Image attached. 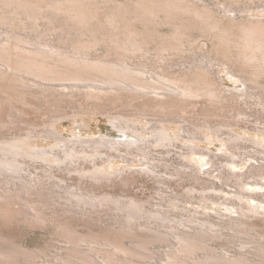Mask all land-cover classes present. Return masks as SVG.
Here are the masks:
<instances>
[{"label": "bare ground", "instance_id": "6f19581e", "mask_svg": "<svg viewBox=\"0 0 264 264\" xmlns=\"http://www.w3.org/2000/svg\"><path fill=\"white\" fill-rule=\"evenodd\" d=\"M115 1L0 0V26H12L10 31L0 30V108L28 106L32 99L55 106L78 104L72 116L96 113L112 116L107 112L110 107L134 108L113 114L111 123L122 133L119 138L61 137L57 134V124L64 117L62 114L51 117L40 131L12 137L2 136L0 132V217L25 219L33 226L45 225L54 217L46 215L45 209L57 207V217L52 223L69 244L65 257H60L64 264H102L91 251L102 255L104 264H152L147 259L152 258V246L156 243L171 247L162 264H264L261 247L264 242L261 245L259 240L252 243L257 244L260 260L242 253L218 255L209 245L210 240L220 238L226 229L237 236H249L256 228L264 227V220L257 222L263 199L257 197L259 203L255 206L245 203L243 199L254 196L247 195L241 186L235 192V198L241 203H221L229 208V214L214 210L219 217L228 218L219 223L199 218L196 213L211 215L196 209L192 212L186 207L172 217L177 205L171 208L164 204L152 205L108 191L111 186L138 182L131 166L135 162L129 155L140 156L143 167L138 173L159 176L156 162L167 160L161 157L156 161L153 149L173 146L163 123L183 117L186 107L194 106L196 100L206 103L203 111L208 115L216 104L232 105L243 97L255 96L264 103V18L238 16L243 12L242 7L253 10L256 0H221L222 10L196 0H137L129 6H119ZM162 24L171 27L170 34L162 35L158 31ZM19 28L31 29L30 36L22 35L17 31ZM195 31L210 38L212 53H215L212 56L229 66L244 83V90L223 89L206 67L172 72L166 65L160 66L157 73H149L145 63L139 64V68L129 63L134 58L146 59L152 47L162 60L167 59L166 53L182 55L186 53V42H193L191 37ZM53 35L71 45H57L51 39ZM101 46L105 47L106 55L94 57V51ZM199 50L202 51L201 47ZM151 113L153 119L160 118H148L154 124L150 128L153 135L147 137L141 131L143 128H137L131 120ZM224 126L231 127V123L224 121ZM2 127L0 121V131ZM39 137L55 144L49 148L36 146L33 142ZM238 141L235 136L227 138L232 151L230 162H235L233 159L240 155ZM194 151L191 144L188 153L181 155L187 162L175 167V174H188L196 184L193 190L202 195L216 191L214 183L209 184L202 178L201 169L190 164V154ZM117 157L129 166L116 170ZM163 166L169 168L167 164ZM39 168L41 174L32 171ZM65 169L77 174L78 184L69 185L64 177L57 176L59 170ZM218 171L217 179L224 182L232 178L217 165L205 175L214 176ZM258 172V167L251 170L253 176L261 177ZM255 185L264 195L261 191L264 185ZM161 197L165 198L162 194ZM15 204L21 207L15 208ZM203 208L211 210L208 206ZM232 213L238 217H232ZM103 217L118 223L85 234L75 224L77 221L89 226L92 220ZM254 218L256 222L251 221ZM260 235L264 238V230ZM24 252L20 245L0 234V264H30L22 260Z\"/></svg>", "mask_w": 264, "mask_h": 264}, {"label": "rangeland", "instance_id": "374dc122", "mask_svg": "<svg viewBox=\"0 0 264 264\" xmlns=\"http://www.w3.org/2000/svg\"><path fill=\"white\" fill-rule=\"evenodd\" d=\"M136 1L137 0H116L115 2L119 6H129ZM196 1L201 4H208L218 10L223 9V2L221 0ZM243 8L244 7L241 8L243 12L238 14V16L249 15L255 18H264V0H256L255 4H253V10ZM137 24L140 25L141 23L137 22ZM0 30H3V32L10 31L12 30V26L1 25ZM17 31L24 36H30L31 34V29L24 30L19 28ZM158 31L161 32L162 35H168L171 33L172 29L170 26L162 24L158 26ZM32 35L35 37V34ZM191 38L194 39H191L193 42H191V44L190 42H186V53L184 52L182 55L171 56L166 53V57L168 56L167 59L165 58L162 60L159 58L160 56H158L157 51L152 47V50L146 55V59L134 58L130 60L129 63L138 68L139 64L145 63L146 71L149 73H157L160 70V66L166 65L167 69L169 68L168 70L172 72H179L195 67H206V69L210 70L212 77L216 79L219 85L221 84L220 86L223 89H245L244 83L241 82L239 77L233 74V71H231L229 66L225 63L223 64V62L217 57H213L215 56V53H212L214 48L212 45L213 42L209 40L210 38L208 39L207 36L198 31H195ZM51 39L54 40L57 45H71L69 42H62L57 35H53ZM200 47L202 51L199 50ZM208 51L211 52V55ZM105 55L106 50L104 46H101V48L99 47L93 54L94 57ZM113 59H117V57ZM252 93H257V91H252ZM204 106H206V103L202 99H198L195 101L194 106L190 105L186 107V111L182 113L183 117H175V120L164 121L163 125L169 130L173 139V146L164 149H153V157L156 161L163 159L161 157H164V159L167 160V162H164L163 160V162H156L158 164L156 170L159 172V176L155 177L138 173L137 171L140 172L141 167H143L139 162L141 158L138 155H129V158L133 159L135 162V164H132L131 166L133 169L132 171L136 172L135 175L138 178V182L129 186H111L108 188V191L122 198L136 197L142 201L150 202L152 205L164 204L167 208H171L173 204L177 205V211L174 210L171 213L172 217H176L180 211L183 212L185 207L191 209L192 212L196 209L198 212H206L211 215L196 213L197 217L208 218L216 223L221 221L225 222L228 218L219 217L214 211L215 209H218L225 214L230 213L229 208L221 203H241L235 198V192L240 190L241 187L244 188L247 195L254 196L253 199H243L245 203H251L255 200L257 204L259 203L258 199H256L257 197L262 198L264 201V195L260 193L257 185H255L256 183L264 185V103H261L255 96L243 97L240 98L238 102L234 104L232 103V105L227 102L216 104L214 111L212 109L213 112L211 115H208L207 113L205 114L203 111L205 109ZM16 107L19 109L9 105L0 108V121L3 123V127L0 131L2 136L12 137L14 135H23L30 131L43 130L52 120L51 117L57 114H62L64 117L61 118L57 124V134L61 137L66 139H74L75 137L82 139H98L101 137L119 138L122 133L112 125L111 120L114 115L134 110V108L124 105L114 108L110 107L107 112L112 113V116H109L106 113L72 116V114L76 112L78 104L66 103L61 106H55L38 99H32L31 104L28 106L18 104ZM152 114L153 113L145 118H135L131 120V124H136L139 129L143 128L141 131L147 137L153 135L150 131L151 126L154 124V122L153 124L150 122V120L153 119ZM149 117L151 118L150 120L148 119ZM158 117L159 116L154 119L156 120ZM224 121L231 123V127L224 126ZM177 134H179V138L176 136ZM229 135L238 137L239 139L240 150H237V152L240 155L233 159L235 162L229 161L231 160L230 155L232 153L229 143L227 142ZM33 143L36 146L45 148H49L51 145L55 144L54 141L43 137L37 138ZM191 144L195 151L193 154H190V164L201 169L202 178L206 181L208 180L207 182L209 184L214 183L215 187H217L216 191H210L209 193H206V195H202L198 191L193 190V187H195L196 184L188 174L182 176H177L175 174V167H180L181 164L187 162L186 160H183L181 155L188 153V148ZM115 160L116 170L129 166L127 162L119 159V157ZM163 164L169 165V168H166ZM214 165H217L218 168L220 167L221 171L226 175L230 174L232 178L230 180H225L224 182L217 179L216 176H218L220 171L215 172L214 176L208 174L205 175V173ZM256 167H258L259 172H261L260 174L258 172L259 175H262L261 177H255L252 175L251 170L253 172ZM32 171L34 173H42L40 168L39 170L32 169ZM65 171L67 170L65 169ZM65 171L59 170L56 174L58 177H64L69 185L78 184L77 174L69 173L68 171L67 173ZM187 173H190V171H187ZM237 174H240L242 177L240 179L236 178L235 175ZM97 192H99V190ZM160 193L164 195V199L161 197ZM209 195L212 197H208ZM261 205L263 208L259 209L261 215L257 217V222L264 220V203ZM203 206L211 207V210H207V208L204 209ZM14 207L18 208L21 206L15 204ZM155 208H157V206ZM57 209L58 208L54 206L45 209L46 215L54 216L50 218L48 217L49 221L46 222L45 225L33 226L25 219H14L12 217H4V219L3 217H0V234L5 239L8 238V240L23 248L25 252L23 253L24 258L22 257V260L27 261V263L64 264V262L61 261V258L65 257L69 244L64 237L56 232L54 228L55 223H52L55 221L53 218L55 219L57 217V215H55ZM231 216L238 217L236 213H232ZM254 219L255 220L251 221L256 222V218ZM116 223L118 222L110 217H103L100 220H92V223H90L89 226L77 221L75 222L77 229L83 234L90 230L97 231L101 227L117 225ZM190 225L195 227V224ZM258 228L259 229L256 228V230H254L249 236H237L232 230H223V235L220 238L209 241L211 250L218 255L227 254L233 256L242 253L252 259L260 260L255 247L257 244L252 243V241L259 240V243L262 245L264 242V238L260 235L261 230H264V227L260 226ZM168 232L170 233L171 231L169 230ZM255 234L260 236H255ZM261 237L263 239H261ZM241 246H243V248H241ZM167 247V243H156L152 246V258L147 259L149 260L148 263L162 264L167 258V252L171 250V247ZM261 247L264 248V244ZM201 254H204V252H201ZM91 255L96 261L104 264L101 261L102 255L95 251H91ZM190 262L193 261L190 260Z\"/></svg>", "mask_w": 264, "mask_h": 264}, {"label": "snow or ice", "instance_id": "6c2138e0", "mask_svg": "<svg viewBox=\"0 0 264 264\" xmlns=\"http://www.w3.org/2000/svg\"><path fill=\"white\" fill-rule=\"evenodd\" d=\"M237 83H238V82H237ZM261 191H264V189H261ZM251 203L253 204V206L256 205V201H255V200H253Z\"/></svg>", "mask_w": 264, "mask_h": 264}]
</instances>
